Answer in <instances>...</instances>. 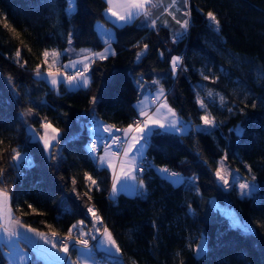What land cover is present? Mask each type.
Instances as JSON below:
<instances>
[{
  "label": "trees",
  "instance_id": "obj_1",
  "mask_svg": "<svg viewBox=\"0 0 264 264\" xmlns=\"http://www.w3.org/2000/svg\"><path fill=\"white\" fill-rule=\"evenodd\" d=\"M68 7L67 0H0V168L5 169L0 188L11 193L13 215L61 237L81 219L84 229L91 227L87 207L94 206L103 221L100 226L108 228L122 249L116 257L122 264H264V0H188L185 11L190 17L185 19L190 24L175 43L163 27L113 25L104 16V0H73V11ZM209 11L220 21L218 32L206 19ZM97 22L113 29L115 55L89 63L87 88L67 90L60 84L51 89L35 77L36 65L46 70L44 50L63 52L69 45L102 50ZM144 44L148 50L137 62L136 52ZM172 56L182 57L175 76ZM137 82L163 87L167 104L189 128L182 134L155 131L145 146L151 166L139 177L143 192L112 198L110 171L93 163L83 147L85 123L94 116L126 128L137 115ZM197 95L216 122L206 132L195 129L203 114ZM93 96L95 105L90 103ZM45 117L61 132L58 168L26 130L31 126L40 132L37 121ZM237 126L244 130L240 136L234 132ZM12 148L31 158L33 166L11 168ZM223 157L242 178L255 183L254 192L240 197L234 187L223 189L217 183L215 171ZM160 167L179 172L185 182L174 184L156 171ZM85 172L99 182L100 191L88 192ZM210 198L232 209L252 231L232 227L212 208ZM201 242L204 250L197 254ZM104 256L94 254L102 263L114 264ZM0 264H6L1 247ZM28 264L41 262L31 254Z\"/></svg>",
  "mask_w": 264,
  "mask_h": 264
},
{
  "label": "snow or ice",
  "instance_id": "obj_2",
  "mask_svg": "<svg viewBox=\"0 0 264 264\" xmlns=\"http://www.w3.org/2000/svg\"><path fill=\"white\" fill-rule=\"evenodd\" d=\"M107 4L106 13L111 17H115L117 21L122 22L123 24H128L133 22L136 18L143 16L145 21L148 23L142 25V27H149L152 29L157 28V20L152 17V8H160L162 12H166L168 15L172 16V18L179 25L181 31L175 34L176 37H182L183 33L188 30L190 20L189 19H177L176 12L183 9L188 8V0H121L120 3H116L115 0H105ZM69 7L67 9L68 12L73 11V0H67ZM117 9H120L119 11ZM183 15L185 17H190V11H184ZM206 19L209 22V26H214V31H219L220 21L217 18L216 14L212 11L207 12ZM165 26L167 24L165 23ZM8 27V25H5ZM11 31V29H9ZM176 42V39H173V43ZM104 43L106 45L104 52L102 53H90L84 56L83 60H79L73 62L71 65L75 67L76 63L83 64V71L78 72L76 75L65 76L64 79L68 81L69 85L75 84L77 87L87 88L89 86V79L86 75L89 69V63L93 58L98 59H107L109 55H115V52L111 48V34L107 30H105V38ZM69 44H71V34L69 38ZM148 45L144 44L143 48L136 52V60L137 62L141 60L143 55L147 52ZM67 51V50H65ZM62 53L56 50H44L42 52L43 63L47 65L48 71L46 73H42L40 70V65H36L34 70V75L37 79H48L52 86L55 88L58 83L61 81L58 79L59 69L56 68L59 62V58ZM161 58L164 57L163 52L160 53ZM51 57V62H49V58ZM16 61L19 63L21 59L20 50L17 49L15 53ZM26 64V62H24ZM21 65V67L24 66ZM171 69L173 76L177 74V70L179 66L182 64V57L172 56L171 57ZM65 68L69 67V65H65ZM56 68V71L53 69ZM203 75V73H202ZM205 80L209 79V76L203 75ZM10 83H14L11 78H9ZM215 83V80L212 81ZM153 84L158 85L159 81L154 80ZM209 96H212V91L209 90ZM165 96V89L163 87H158L153 98V103L158 104L155 111L149 113L142 106L139 107L138 116L142 117V119H134L131 124H129L124 129L115 128L114 125L101 124L99 122L94 121V127L90 130L91 138L89 144L85 146L88 156L92 159L94 163L98 162L99 167H104L107 165L109 169L112 170V186H111V195L115 197L122 183L127 181H135L137 178L134 173L139 170L143 171V167L140 163L143 156V150L146 146L149 138L153 135H156L154 130L161 129L165 131H171L173 133L182 134L186 130V126L181 122L180 118L177 116V113L173 108H171L166 99L161 102V98ZM221 104H223L224 97H220ZM92 105L97 103V97L93 96L90 102ZM144 102H141L143 104ZM196 103L201 110H203V114L200 116V120L202 124L197 127V131L211 129L216 126L215 118L211 116V113L207 111V105L205 102L197 95ZM247 106V105H245ZM252 107H256V103L253 102ZM166 110V111H165ZM229 112H232L233 109L229 108ZM28 114L32 115L33 110L30 108L28 110ZM27 123V121H25ZM39 123L40 128L43 129V133L41 134L36 128H30L29 131L33 134L34 138H38V140L43 145V154L46 156V159L53 162V167L58 168L60 166V162L62 161V157L58 149L61 142V132L58 128L54 127L52 123L48 122L45 117L42 121H37ZM243 129L238 128L236 130V135L240 136L243 134ZM116 132H122V136L115 135ZM101 133H107V136L104 137ZM101 139L111 140V145L105 143L104 150L105 154L97 156L96 153L99 150V141ZM2 143V141H0ZM121 145L124 147L121 148ZM115 148L117 151H112ZM11 164L10 167L19 171L20 167H32L33 162L31 158L27 157L26 154L22 153L18 148H12L11 150ZM122 154L123 159L117 160L116 163L119 164L120 173L118 174L116 171V164L113 163V158L120 157ZM226 159V157H225ZM23 162V163H22ZM247 167V166H246ZM5 169L0 168V177L3 176ZM161 174H165L174 184L184 183V178L180 177L179 173L171 171L167 167H160L156 169ZM225 169L223 167V163L221 162V166L218 167L215 171V176L218 181H220L225 188H227L230 184V180L225 176ZM248 171L251 172V168H248ZM229 175H231L229 173ZM84 178L86 181L90 182L91 187L88 188V192L100 191L99 182L89 173H84ZM255 180V177H253ZM0 183H3L2 179H0ZM72 184H76V180H72ZM139 187H144L143 179L139 180ZM239 189L241 196H247L251 192L256 190V186L254 184H249L247 182L239 183ZM73 192L76 191L75 187L72 189ZM11 199V193L6 188H0V214L7 213L11 215V208L9 207ZM89 200L91 197L89 196ZM29 208L33 206L31 204L28 205ZM34 210V209H33ZM65 212H68L69 209L65 208ZM87 212L91 214L93 224L92 227L94 231L92 233H88L84 231L85 220L81 219L79 221L80 229H77V225H72L68 229V234L64 239H59L58 234L55 231L51 232V237L54 239H49L48 234L38 231L37 229L28 226L26 222H22L20 219L12 217L10 222L15 223L20 229H24L28 233H32L35 237L43 241L44 245H50V247H42L40 245H33L34 249L37 251L39 257L44 259L47 264H98L97 261L93 260V256L97 249H100L105 253L104 259L112 258L114 264H122V262L116 257H119L122 254V249L118 246L116 241L113 239L111 232L107 227L103 228L102 233H100V225L103 224L102 218L97 214V211L94 206H88ZM51 227V226H49ZM243 228L246 232H251L252 229L249 225H243ZM4 233L7 234V239L9 241L14 238H19L21 233L17 231H9L7 227L4 229ZM76 232L77 238L75 243H72V234ZM97 233L103 237V239H98ZM91 240L96 241L95 244L90 245L89 238ZM77 245L79 247H77ZM14 248H18V244L14 246ZM54 249L55 251H52ZM204 250V243L198 246L197 254ZM75 252L76 260L72 259V253ZM63 253V255H60ZM11 256H20L22 258L23 254L18 253L17 251H12L9 253ZM135 264V262H133Z\"/></svg>",
  "mask_w": 264,
  "mask_h": 264
},
{
  "label": "crops",
  "instance_id": "obj_3",
  "mask_svg": "<svg viewBox=\"0 0 264 264\" xmlns=\"http://www.w3.org/2000/svg\"><path fill=\"white\" fill-rule=\"evenodd\" d=\"M166 2H167V0H166ZM184 11H185V9H183L181 7V10L179 12L175 13L177 19H181V20L185 19V16L183 15ZM151 12H152V17L157 20V28H159V27L166 28V29L170 30V33H171L173 38H178V37L175 36V34L177 32H179V31H181V29L179 28V25L176 23V21L172 18V16L168 15L166 12H162V10L160 8H152ZM105 18L110 23H112L115 26L125 25V24H123L120 21H118L116 23L112 19L107 18L106 16H105ZM133 22H135V24L137 26H139V27H142V25L148 23V21L144 20L143 16H140V17L136 18ZM165 23L167 24V26H165ZM145 28H149V27H145ZM95 29H96V32H97L98 36L100 37V39L102 40L103 43H104V38H105V30L110 32V34H111V43H112V41H113V29L111 27H107L103 23L97 22L95 24ZM149 29H152V28H149ZM185 33L186 32H184L183 34H185ZM105 47H106V45L104 43V47L102 48V50L105 49ZM111 48H112V46H111ZM81 50H85L84 52H86V54L102 53V50L97 51V52H94V51H92L90 49H85V48L81 49ZM76 52H78V51H76ZM61 53L65 57V59H66L65 61L67 63V60H69L70 57L68 55L64 54L63 52H61ZM80 55H81V53H79V54H77V56H75V58H74L75 62L84 59V57L82 58V56H80ZM94 59H98V58H93L90 61H88V63H90ZM61 62H62V58L60 57L59 58V63H61ZM66 63L62 62L61 65H64ZM61 65H60V67H58V69H59L60 72L65 73V76H68V72L73 71L76 68L83 67V64H80V63H76L75 67H70L68 69L61 68ZM46 70L43 71L42 73H46L47 72ZM58 79L61 81V83H58L57 86L62 84L67 90H75L77 88H83V87H77V86H74V88H72V89L67 88L66 85H65V79H64V77L62 76L61 73H59ZM88 79H89V77H88ZM43 80L51 89H54V87L52 86V84L50 83V81L48 79H43ZM89 83H90V79H89ZM151 85H153V84H149L148 86H151ZM145 91L143 92L142 96L139 97L138 100L135 103V109H136L137 115H138V112H139V107H136V106H138V105L144 107L145 110L148 111L149 113L154 112L155 109H156V107H155L154 109L150 110V102H149V96L150 95H154L155 96V94L149 89H147L146 92ZM141 102H144V103L141 104ZM30 128H32V127L28 126L26 128L28 134L30 135V137L32 139L37 140L40 143V145L42 146V149H43L42 143L38 140V138H34L33 134L29 131ZM40 131L42 132L43 129H41ZM154 131H165V130H161V129L157 128ZM185 131H187V130H185ZM165 132H171V131H165ZM177 134H180V133H177ZM96 164L98 165V162H96ZM103 168H106V169L109 170L107 165H105ZM123 194H125V193H123ZM12 217H15L13 215L12 211H11V215H8L6 212L3 213V214H0V247L3 250V256L5 258L6 264H28L31 254H33L36 259L40 260L41 264H47V262L44 259H41L39 257V255H38L37 251L34 249L33 245H40L42 247H50V245H44L43 241L38 239L37 237H35L32 233H28L24 229H20L15 223L10 222L12 220ZM5 227H7L9 229V231H13L14 230V231L20 232L21 233L20 237L19 238H14L13 240L9 241L7 239V234L4 233V230H3ZM80 227L81 226L79 224L77 226V228L80 229ZM84 231H86L88 233H92L94 231V229L91 226V227H89L87 229H84ZM17 244H18V248H14V246L17 245ZM14 250L17 251L18 253H22L23 254L22 258L20 256H11V255H9V253L14 251ZM52 251H55V250L52 249ZM60 255H63V253H60ZM76 259L77 258H76L75 252H74V259L73 260H76ZM78 264H79V262H78Z\"/></svg>",
  "mask_w": 264,
  "mask_h": 264
},
{
  "label": "rangeland",
  "instance_id": "obj_4",
  "mask_svg": "<svg viewBox=\"0 0 264 264\" xmlns=\"http://www.w3.org/2000/svg\"><path fill=\"white\" fill-rule=\"evenodd\" d=\"M115 2H116V3H120L121 0H115ZM105 3H106V2H105ZM106 7H107V4H106ZM106 7H105L104 12H103V13H104V16H106L107 18L112 19L114 22L117 23L118 21L115 19V17H111L109 14L106 13ZM117 10L119 11L120 9H117ZM81 49H83V48H81ZM81 49L79 50V49L74 48L73 46L69 45V46L65 49V50H67V51L64 50L63 53L66 54V55H68V56L70 57V59L67 60V63H66V61H64V62L62 61L63 63H66V64H64V65H61L62 62H61V63L58 62V65L56 66V68L60 67V65H61V68H65V67H64L65 65H69V67H67V68H65V69H68V68L72 67L71 65L73 64V62H75V59H74V58H75V56H77V54L81 53L80 56H82V58L86 55V52H84L85 50H81ZM85 49H87V48H85ZM104 50H105V49H103L102 52H104ZM76 51H78V52H76ZM49 62H51V57L49 58ZM45 67H46V69H47L46 71H48V68H47V65H46V64H45ZM56 68H54L53 71H55ZM79 68H81V70L83 71V67H79ZM79 68H76L75 70L68 72V76H70V75H72V76L76 75V74L78 73V69H79ZM59 73H61L62 76L65 77V73L60 72V71H59ZM86 75H87V77H89V75H88V71H87ZM149 84H150V83H147V82H143V83L137 82V87H138L139 97H141L142 94H143V92H144L145 90L147 91V89L151 90L154 94L156 93L158 87H157V86H153V85L148 86ZM151 84H152V82H151ZM65 85H66V87L69 88V89H72V88H74V86H76L75 84H73V85H69V83H68L67 80H65ZM146 91H145V92H146ZM162 102H163V101H162ZM157 106H158V105L153 106V108H152V106L150 105V110L154 109V108L157 107ZM180 120H181V122L186 126V130H187V129L189 128V125H188L185 121H183L181 118H180ZM201 124H202V122H201L199 125H201ZM199 125H197V126L195 127V129H197V127H198ZM238 128H240V127L237 126V127L234 128V132H235V133H236V130H237ZM211 129H212V128H211ZM209 130H210V129L201 130V131H202V132H206V131H209ZM40 133L42 134L43 131H42V132L40 131ZM122 134H123V133H122ZM100 153H101V154H100ZM99 154H100V155H104V154H105V150H101V151L99 152ZM100 155H98V156H100ZM144 155H145V147H144V150H143V156H144ZM143 156H142V157H143ZM122 159H123V157H122L120 160H122ZM116 161H117V158H113V163L116 164V171H117V173L119 174L121 170H120L119 164L116 163ZM221 162L223 163V167H224V169L226 170L224 174H225L226 178H228V179L230 180V184H229V186H228L227 188H225V186H224L220 181H218V180L216 179L217 183H218L223 189H229V188L234 187V188L237 190L238 195H239L240 197H242L241 194H240L239 183L247 182V183H249V184H254V185H255V183H254L253 181H251V180H246V179L242 178V177L237 173L236 170L231 169V168L225 163L224 157L218 160L217 168L221 166ZM109 171H110V175H111V185H110V194H111V186H112V170L109 169ZM229 173H230L231 175H229ZM159 174H160L161 176H163L164 178H167V179H169V180L171 181V179L168 178L165 174H161V173H159ZM134 175H135L136 178H137L135 181H131V180H130V181H127V182H125V183H122L120 186H118L119 190H118L117 194L115 195V197H116L117 195L121 194V193H125V194L128 195V196H132V195H136V194H141V193L143 192V188H140V187H139V180H140V178L137 176V173H136V172L134 173ZM111 197L114 198L112 195H111ZM209 202H210V205L212 206V208H214V209L217 210L220 214L224 215L225 217H227V218L229 219V222H230V224H231L232 227H234V228H238V229H239L240 231H242V232H246V231L244 230V228H243V225H245V224H243V223L237 218V216L235 215V213H234V211H233L232 209H230L229 207H227V206L224 205V204H220V203H218V202H217L215 199H213V198H210V199H209ZM99 227H100V233H102L103 229H101V226H99ZM77 229L79 230V228H77ZM100 233H97L98 239H103V237L100 235ZM76 235H77V233L74 232V233L72 234V239H75V238H76ZM48 236H49V239L52 238L50 234H48ZM66 236H67V235H66ZM64 237H65V236H64ZM58 238H60V237L58 236ZM87 238H89V237H87ZM60 239H61V238H60ZM89 241H93V240H91V239L89 238ZM95 242H96V241H93V244H94ZM77 247H79V246H77ZM99 250H100V249H97V251H99ZM197 250H198V247L195 249V251L197 252ZM100 251H101V250H100ZM101 252H102V251H101ZM93 260L97 261L98 264H109V263H107V262L102 263L100 260H98V259L95 258L94 256H93ZM86 264H87V262H86Z\"/></svg>",
  "mask_w": 264,
  "mask_h": 264
},
{
  "label": "built area",
  "instance_id": "obj_5",
  "mask_svg": "<svg viewBox=\"0 0 264 264\" xmlns=\"http://www.w3.org/2000/svg\"><path fill=\"white\" fill-rule=\"evenodd\" d=\"M81 71H82L81 68H79V69H78V72H81ZM153 98H154V96H149V102H150V105L152 106V108H153V106L158 105V104L152 102V101H153ZM164 100H165V96L161 98V102L164 101ZM134 119H142V117H139L138 115H136L135 117H133L132 122H133ZM94 121H95V122H99V123H101V124H107V125H110V124L105 123V122H103L102 120H100L99 118L94 117V116H93V117H90V118L88 119V121L85 123L87 136H86V141H85L84 144H83V147H84V149H85V151H86L87 154H88V152H87L85 146L89 144V141H90V138H91V132H90V130L94 127ZM115 128H118V127H115ZM118 129H121V128H118ZM101 135L104 136V137H106V136H107V133H101ZM115 135L122 136L123 134H122V132H116ZM98 143H99L100 147H99L98 152L96 153L97 156L99 155V152H100L101 150H104V145H105V143H107L108 145H111V140H104V139H101ZM123 147H124V146L121 145V148H123ZM112 151H117V149L113 148ZM122 157H123V156H122V154H121L120 157H117V160H118V159L120 160ZM90 159H91V158H90ZM91 161H92V159H91ZM92 162H93V161H92ZM148 162H149V159L146 158L145 156H143V157H142V160H140V163H141V165H142V167H143V171H139V170L136 171L138 177H141V176L144 174V172H145L146 170H148V168L151 166V165H149ZM93 163H94V162H93ZM174 172L179 173V172H177V171H174ZM103 228H104V226H101V229H103ZM65 237H66V236H65ZM65 237H64V236H61L60 238H61V240H62V239H64ZM60 238H59V239H60ZM76 238H77V235H76ZM76 238H75V239H72V243H75ZM50 239H54V238L52 237V238H50ZM89 242H90V245L93 244V241H89ZM77 246H78V245H77Z\"/></svg>",
  "mask_w": 264,
  "mask_h": 264
}]
</instances>
